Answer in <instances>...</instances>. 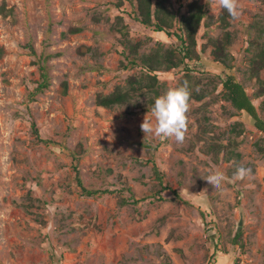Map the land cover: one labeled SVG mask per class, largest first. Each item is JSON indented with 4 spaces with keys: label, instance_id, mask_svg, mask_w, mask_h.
<instances>
[{
    "label": "rangeland",
    "instance_id": "374dc122",
    "mask_svg": "<svg viewBox=\"0 0 264 264\" xmlns=\"http://www.w3.org/2000/svg\"><path fill=\"white\" fill-rule=\"evenodd\" d=\"M192 1L171 0L177 27ZM198 1L212 16L222 11L217 0ZM235 2L233 68L202 52V27L191 75L203 88L215 79L217 88L189 105L178 143L144 136L150 110L96 104L99 94L140 75L125 68L123 38L113 29L119 18L130 40L147 42L142 52L180 44L138 22L136 0H0V264H264V133L220 94L221 78L235 76L264 119L249 80L253 25L264 17V2ZM42 65L50 86L38 92ZM185 73L180 67L158 76L168 89L181 86ZM205 116L211 132L201 141ZM236 123L244 127L240 136ZM214 141L236 144L239 157L217 159L207 152ZM154 164L169 187L161 195ZM74 165L85 187L109 192L86 196ZM238 166L251 174L233 183ZM217 174L225 176L220 190L205 183Z\"/></svg>",
    "mask_w": 264,
    "mask_h": 264
},
{
    "label": "trees",
    "instance_id": "16d2710c",
    "mask_svg": "<svg viewBox=\"0 0 264 264\" xmlns=\"http://www.w3.org/2000/svg\"><path fill=\"white\" fill-rule=\"evenodd\" d=\"M264 2V0H262ZM119 8L123 6V2L117 4ZM2 13H4L2 11ZM136 20L147 28L153 29L158 33H165L169 37H175L179 41L177 47H166L160 43L157 47L152 48L149 52H142L146 41L133 42L128 38L127 26L123 23V18H119L113 29L122 36V42L125 45L127 59L129 63L125 65L126 69H140V75H133L128 78L126 85L118 86L112 93L108 95L99 94L96 97V104L103 108L113 109L134 105L137 108H145L150 110L157 96L163 94L167 88L165 83L161 82L158 73L162 71H171L180 67L186 69V73L182 78V84L187 82L190 95L189 105L192 102H202L212 95V91L208 89L213 85L216 89L217 81L209 78L206 88H203L202 79L196 80L191 72L193 71L191 63L196 62L200 58L198 51V38L202 27L206 28V43L203 44L202 52L210 49V55L216 63L223 65L226 70L233 68V57L230 48L234 42V36L229 27L231 25L226 13L222 10L218 16L209 14L205 5L198 0L192 1L188 5L186 14L181 18L179 27H177L178 14L172 8L171 0H136ZM99 21V18H96ZM177 27V29H175ZM221 28L222 32L217 37L210 36L209 30ZM256 35L250 41L249 51L252 57L249 63V80L255 81L257 90L255 97L263 100L264 105V17L256 21L253 25ZM81 29H73V32H80ZM2 50L0 49V53ZM42 81L39 83L38 92H44L50 86L49 76L46 72L45 65L40 66ZM221 78V77H220ZM223 90L222 99L229 102L239 112H245L253 118L255 127L264 133V119L260 116L257 107L252 98L249 96L244 84L236 79L233 75L221 78ZM147 98L144 105L140 104L139 99ZM189 111V110H188ZM189 112H187L188 116ZM210 119L205 116L204 121L200 122L201 141L205 140L210 129L207 122ZM238 136L244 132L242 123H236L233 130ZM37 138L44 142L37 129H34ZM214 139V137H212ZM236 144L230 143L223 145L218 141L208 145V153H214L217 159L220 154H224V158L232 160L233 157H239L235 150ZM261 151L264 149L260 146ZM75 162V160H74ZM78 184L82 188L83 193L88 197H96L109 191L92 190L84 186L80 177V171L77 165H74ZM154 172L156 174L159 186L162 191L169 189L165 185L164 174L161 173L157 165L154 164ZM176 194V193H175ZM179 198V195L176 194ZM162 198V197H161ZM240 234L238 235V237Z\"/></svg>",
    "mask_w": 264,
    "mask_h": 264
},
{
    "label": "clouds",
    "instance_id": "9594fccd",
    "mask_svg": "<svg viewBox=\"0 0 264 264\" xmlns=\"http://www.w3.org/2000/svg\"><path fill=\"white\" fill-rule=\"evenodd\" d=\"M218 7L222 9L230 23L239 21V9L235 0H217ZM190 91L187 82L179 87L168 88L163 94L157 96L147 114L141 129L145 135L159 138L174 137L178 143L185 138L187 112L189 110ZM251 174V169L238 166L230 178L231 182L242 181ZM225 180L223 174L209 176L205 183L213 189L220 190Z\"/></svg>",
    "mask_w": 264,
    "mask_h": 264
}]
</instances>
